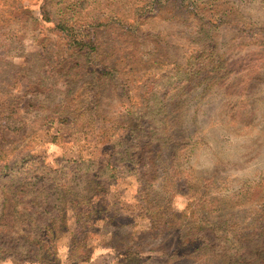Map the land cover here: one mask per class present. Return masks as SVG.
Wrapping results in <instances>:
<instances>
[{"label": "rangeland", "instance_id": "1", "mask_svg": "<svg viewBox=\"0 0 264 264\" xmlns=\"http://www.w3.org/2000/svg\"><path fill=\"white\" fill-rule=\"evenodd\" d=\"M5 164L0 264L264 262V0H0Z\"/></svg>", "mask_w": 264, "mask_h": 264}, {"label": "trees", "instance_id": "2", "mask_svg": "<svg viewBox=\"0 0 264 264\" xmlns=\"http://www.w3.org/2000/svg\"><path fill=\"white\" fill-rule=\"evenodd\" d=\"M5 168H8V165H7V164H5L4 166H0V169H5ZM197 249H199V247L196 248V250H197ZM185 257H186V258H193L191 254L186 255ZM254 264H256V263H254ZM259 264H264V262H260Z\"/></svg>", "mask_w": 264, "mask_h": 264}]
</instances>
